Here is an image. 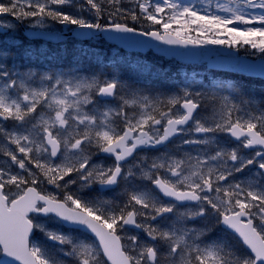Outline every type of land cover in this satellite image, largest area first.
I'll use <instances>...</instances> for the list:
<instances>
[{
    "label": "snow or ice",
    "instance_id": "snow-or-ice-1",
    "mask_svg": "<svg viewBox=\"0 0 264 264\" xmlns=\"http://www.w3.org/2000/svg\"><path fill=\"white\" fill-rule=\"evenodd\" d=\"M133 3L128 8L123 0H0V14L34 18L33 27L41 29L51 20L89 30L82 36L138 33L168 45L243 44L264 54V0L217 3L216 12L200 0ZM85 10L95 19L84 18ZM129 19L159 28L138 31ZM132 36L110 38L144 43ZM243 70L264 75V63ZM219 134L236 146L221 144ZM177 136L195 147L168 151ZM241 147L259 150L249 156ZM145 149L159 154L140 157ZM101 153L113 162H95ZM0 154L10 159L7 168L0 167V264H69L65 258L71 264H264V98L245 97L238 85H217L207 96L185 87L160 97L136 90L116 73L21 70L0 58ZM251 165V176L234 180ZM42 181L60 196L42 193ZM122 183L121 203L102 198ZM87 191L97 195L88 199L82 195ZM210 214L250 251L211 237L208 225L189 227ZM42 217L85 229L98 243L50 229ZM128 226L147 239L131 235L123 244L119 233ZM35 232L51 246L34 242Z\"/></svg>",
    "mask_w": 264,
    "mask_h": 264
},
{
    "label": "rangeland",
    "instance_id": "rangeland-1",
    "mask_svg": "<svg viewBox=\"0 0 264 264\" xmlns=\"http://www.w3.org/2000/svg\"><path fill=\"white\" fill-rule=\"evenodd\" d=\"M75 2L76 3H83L84 0H75ZM217 3L230 4V0H210V3H209L211 5L210 11H213V12L217 11V8H216ZM123 4H124L125 7H128V8L134 7L133 0H123ZM200 4L201 5L203 4V0H200ZM202 6L203 7H207V3H204ZM75 11L76 10H73V12H75ZM218 14L227 15L226 13H218ZM83 16H84V18L89 19L90 21L95 19L94 12H91V11H88V10H85L83 12ZM104 20L107 21L106 18ZM120 22H124V21H120ZM127 23L128 24L131 23L130 25L135 26L137 28H140L142 30H144L145 28H151L153 30L156 29V28H159V26H152V25H150L149 22H144V21L137 22V23H140V24H137V23L133 24L132 21L129 19L127 21ZM0 24H7V25H10V26H12L14 28V30H13L11 35L0 37V46H1L0 47V53L6 54V57H1V58H6L7 59L9 57V54H8V51L7 50L4 51V49L8 48V45H11V44H17V43L22 44L24 42V40L19 35V31H18L17 27L14 25L15 24L14 21L10 20L9 18H3V19L0 20ZM31 24H34V20L31 21ZM58 26H59V23L49 20L47 22V26L46 27L58 28ZM173 27H176V26L174 25ZM239 27L241 29H243L241 25ZM192 35L196 36V33L193 32ZM220 38L221 39H226L227 36L224 35V36H221ZM2 41H4V44H3ZM205 45L215 46V45H212V44H205ZM3 46H4V49H3ZM240 46L242 48L244 46H247V47H244L243 49L246 51L247 54L253 55L254 57H261V56L264 55V54L259 53L256 50L252 49L251 47H249V45L241 44V45H236L234 47L237 48V47H240ZM82 48L84 49V52H86L89 56L92 55V53L94 51V49L92 48V46L90 44L82 45ZM104 51L106 53H108V60H109L111 65L117 64V63H121L123 61H127V59L131 58L130 55L124 53L123 51H121L120 49H118L117 47H114V46H108V49H105ZM43 52L45 53V56L39 57V61H40L41 65H46L47 68L41 70V72H44V71H49V72L50 71H55V69L53 68L52 64L48 63L47 55L51 54L50 55L51 57H55L59 53V51H55V52L52 53L49 50H43ZM33 59H34V61L37 60V58H33ZM103 61H104V59H103ZM157 61L160 63V67H162L164 69V71L161 72L160 74L169 73L167 75V85L170 88L166 91V93L159 94V95H154V96L164 97V96L174 95V94L178 93L181 89H183L185 87H187L193 93L202 92V93H205L206 96H207V94L212 92L217 85H220V84L223 83L222 81H220L218 79V77L214 74V72H208L205 69L204 65H202V64L190 65L189 66L188 64H183V63L178 62L176 60H166L164 58L163 59L158 58ZM133 62L135 64H138V62L136 60L133 61ZM153 62H154L153 58L146 57L145 60L142 62V68L144 70H146V71H149L150 68H151V65L153 64ZM12 67H14V66H12ZM57 71H60V70H57ZM115 71H116V68L112 69V74L115 73ZM202 75H206V80L205 81H201L202 80L201 79ZM226 85H228V84H226ZM173 86L179 88V90L174 92L172 90ZM200 87H203V88H200ZM141 90L142 89H140L138 91H141ZM144 90L146 91V94L152 95L147 89H144ZM249 97H252V96H249ZM6 124H7V126L9 128H11L13 122L9 121V122H6ZM183 138L184 137L178 139L174 144H172L169 147H167V150L171 151V152H178V153L180 151H182V150H189L190 149L189 146L182 145L181 140ZM219 138H220V143L221 144L229 145V146H232V147L236 146V145L229 144L228 138L226 137L225 134H219ZM12 147H14V146H12ZM256 150H259V149H256ZM256 150H254L252 152L245 153V152L241 151V149H240V151L242 153H244L246 155H249V156L253 155ZM158 154L159 153L151 154V153H145L144 152V153H140V157H145V156L154 157V156H156ZM193 155H195V152H193ZM93 159L97 163L102 162V163H104L106 165L110 164L108 159L103 157V156H101V154H99L98 156L94 155ZM9 165H10V159L8 157H5L2 154H0V167H6L7 168ZM11 167L13 168L14 171H17V172L20 171L14 165H12ZM255 171H256V165H251V166L245 168L243 172L235 174L234 180H243L246 177L251 176L252 173L255 172ZM137 182L139 183V181H137ZM76 187L77 186H72V190L76 191ZM39 188L41 189V191H43L45 193L52 192V193H55L58 196H60L59 190L55 189L54 186H52V185H48L46 182L42 181L39 184ZM123 189H124V185L122 183L120 188H118L117 190L111 192L109 195H103L102 198L106 199V200H109V201H113L114 200L117 204H119V203H121L123 201V199H125V197H123L121 195L122 192H123ZM13 191H15V189H13ZM82 195H86V198L91 199L94 196H96L97 193L94 192V191H87L86 193H82ZM180 210L183 211L184 209L181 208ZM200 222L206 223V225L209 226L211 231L213 230L212 226H216L217 227V224H216L215 218H214V214H210L208 217H206L204 219H198L196 221H191L189 223V227H197V228H199V227H201V226H199ZM46 223H47V226L50 229H59L60 231L64 232L65 234L71 235L74 238H77L79 240H83V241H86V242L95 241V239H93L89 235L84 234L82 232L81 233H74V232L66 230L65 228H63L61 223L56 222L53 218L46 219ZM153 223H156V222H153ZM159 223L161 225H163V224L166 223V221L161 220V221H159ZM218 227H219V225H218ZM137 233L138 232L133 231V230L128 229V228H126V231L121 232L122 236L126 240V245L129 244V241H128L127 237L131 236V235L139 236L140 239H141V242H143V241H145L147 239L145 234H140L139 235ZM230 240H231L232 244L236 242L234 239H230ZM33 241L34 242L47 243L50 246L52 244V242L47 241L46 238L44 237V235L42 233H40V232H39V234L37 236L35 234V236L33 237ZM96 243H98V242H96ZM242 251H244V250H242ZM65 259H67L69 262L71 261L70 258H65ZM162 264H163V261H162Z\"/></svg>",
    "mask_w": 264,
    "mask_h": 264
},
{
    "label": "water",
    "instance_id": "water-1",
    "mask_svg": "<svg viewBox=\"0 0 264 264\" xmlns=\"http://www.w3.org/2000/svg\"><path fill=\"white\" fill-rule=\"evenodd\" d=\"M4 15H8V14H0V16H4ZM87 31L89 30L77 28L72 34L76 36H81L83 38H89L92 36H96V37L106 36L112 42H116L120 44L121 46H124L125 48H128L130 50H139V51L146 52L152 47L154 48L156 52L164 54L169 58L175 56L177 59L186 61V62H199V61H202L203 59H210V66L221 68V69L243 70V67L241 66H244L242 62L238 60V57L236 55L237 52L232 49L206 48V47H203L202 45H187V46L168 45V44H164L161 41L154 40L151 37L141 36L138 33L134 36H132V34H118V33H113V32H102V33L97 32L94 35H88V36L79 35V33L87 32ZM138 31H141V30H138ZM54 34L55 35H48V33H46V34H38V35L36 34L34 36H43L50 40H56V41L64 39V37L66 36V35L60 36L59 33H54ZM118 35H130L132 36V39L134 41H143L144 43L136 44V43H131V42H126V41H121L118 39L110 38V37H114ZM213 54H217V55L216 57L211 59ZM262 63H264V61H259L252 65L259 66ZM244 64L251 65L250 63H246V62ZM248 73L262 75L259 71H248ZM67 225L74 226L71 224H67ZM16 264H19V262H16Z\"/></svg>",
    "mask_w": 264,
    "mask_h": 264
},
{
    "label": "trees",
    "instance_id": "trees-1",
    "mask_svg": "<svg viewBox=\"0 0 264 264\" xmlns=\"http://www.w3.org/2000/svg\"><path fill=\"white\" fill-rule=\"evenodd\" d=\"M126 78H130V76L127 74V75H126ZM157 81H159V79H158V80H156V79L154 80V78H153L151 82H152V83H153V82L156 83Z\"/></svg>",
    "mask_w": 264,
    "mask_h": 264
},
{
    "label": "bare ground",
    "instance_id": "bare-ground-1",
    "mask_svg": "<svg viewBox=\"0 0 264 264\" xmlns=\"http://www.w3.org/2000/svg\"><path fill=\"white\" fill-rule=\"evenodd\" d=\"M133 23V22H132ZM134 24V23H133ZM137 24H140V23H137Z\"/></svg>",
    "mask_w": 264,
    "mask_h": 264
}]
</instances>
